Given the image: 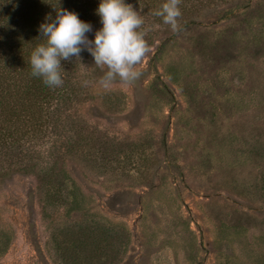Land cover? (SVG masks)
Returning a JSON list of instances; mask_svg holds the SVG:
<instances>
[{"label": "rangeland", "instance_id": "1", "mask_svg": "<svg viewBox=\"0 0 264 264\" xmlns=\"http://www.w3.org/2000/svg\"><path fill=\"white\" fill-rule=\"evenodd\" d=\"M153 2L131 1L151 48L139 80L103 89L85 51L50 131L0 144V264H74L76 239L82 264H264V0H182L179 34Z\"/></svg>", "mask_w": 264, "mask_h": 264}, {"label": "trees", "instance_id": "2", "mask_svg": "<svg viewBox=\"0 0 264 264\" xmlns=\"http://www.w3.org/2000/svg\"><path fill=\"white\" fill-rule=\"evenodd\" d=\"M135 0H125V3L132 4ZM151 0H138L147 3ZM39 6H35L31 0H0V144L2 148L19 146L21 152L25 151V144L33 142L38 136H44L50 131L52 121L51 110L56 112H66L70 106L76 102L77 86L72 71L77 67L78 59L73 57L69 61H61L63 86L59 88H49L43 83L42 78L34 77L31 74L30 55L34 48L45 41L41 37L39 27L42 23L48 22V17L55 19V8H62L75 12L79 19L91 24L94 27H102L97 8L100 0H41ZM164 0H156L153 5L156 10ZM182 5V4H181ZM153 7V6H152ZM151 7L150 17L159 20L160 17L153 15ZM186 7V6H184ZM149 10V7L148 9ZM162 20V18H161ZM93 31L86 33L92 40ZM86 49L80 53V57L85 54ZM102 71V70H100ZM106 71V70H105ZM60 123V120L57 119ZM62 125V123H60ZM59 125V126H60ZM25 164L26 173L40 174L37 171L36 162L30 161ZM74 182V181H73ZM72 182V192H70L71 208L77 209L80 200L78 198L79 187ZM106 240L108 234L112 236L113 251L120 252L124 245L121 243V235H114L106 230ZM129 238V237H128ZM89 239L98 240L95 235ZM130 241V238H129ZM119 244V246H117ZM124 244V241H123ZM89 241L76 239L68 245L69 252L75 255H65V261H72L74 264L85 262L83 255L87 251ZM127 245H125L126 247ZM6 249V248H5ZM4 249V250H5ZM115 249V250H114ZM4 252V251H3ZM71 258V259H70Z\"/></svg>", "mask_w": 264, "mask_h": 264}, {"label": "clouds", "instance_id": "3", "mask_svg": "<svg viewBox=\"0 0 264 264\" xmlns=\"http://www.w3.org/2000/svg\"><path fill=\"white\" fill-rule=\"evenodd\" d=\"M182 0H164L153 15L162 18L174 34L185 29L180 23ZM56 17H48V22L39 27L43 43L38 44L30 55L31 74L42 78L49 88L63 86L61 61L73 57L80 60V53L87 50L94 58L95 65L106 69L98 84L105 90H111L119 80L131 85L142 75V62L151 51L146 40L144 18L125 0H100L97 14L102 27L95 32L94 40L86 33L92 26L79 19L75 12L55 8ZM91 81L84 80L87 87Z\"/></svg>", "mask_w": 264, "mask_h": 264}]
</instances>
